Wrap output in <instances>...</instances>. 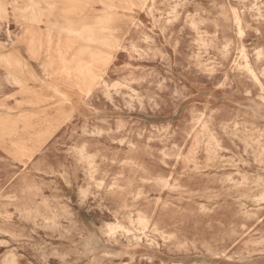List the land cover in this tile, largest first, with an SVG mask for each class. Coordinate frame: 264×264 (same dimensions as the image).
<instances>
[{"label": "rangeland", "instance_id": "rangeland-1", "mask_svg": "<svg viewBox=\"0 0 264 264\" xmlns=\"http://www.w3.org/2000/svg\"><path fill=\"white\" fill-rule=\"evenodd\" d=\"M2 8L0 264H264V0Z\"/></svg>", "mask_w": 264, "mask_h": 264}, {"label": "bare ground", "instance_id": "bare-ground-1", "mask_svg": "<svg viewBox=\"0 0 264 264\" xmlns=\"http://www.w3.org/2000/svg\"><path fill=\"white\" fill-rule=\"evenodd\" d=\"M31 1V3H36V2H43L44 0H30ZM1 11H3V8L2 9H0V12ZM20 16L22 17V18H25V19H34V18H36L37 17V14H35L34 12H33V10H28V11H25V12H21L20 13ZM68 28H69V33H71V34H76V31L75 30H79V29H74V28H72V27H70V26H68ZM74 32V33H73ZM77 32H79V31H77ZM85 32H86V35L87 36H85V38L84 37H82V38H84L85 40V42H91L92 43V39H93V37H92V34H93V32L92 31H90L88 28L85 30ZM27 33L30 35L29 37H28V44H29V48L30 49H33L35 46H39L40 45V42H41V38H40V35H39V32L38 31H36V30H34V29H32L31 27H28V29H27ZM77 34H79V33H77ZM79 38H81V36H79ZM58 40V39H57ZM49 41H50V39L48 40L47 39V42L49 43ZM57 44V43H56ZM56 44H54V46L56 45ZM50 45V44H49ZM59 45V44H58ZM59 47V46H58ZM95 47V46H94ZM37 48V47H36ZM35 48V49H36ZM60 48V47H59ZM56 49V48H55ZM61 49V48H60ZM58 50V49H57ZM77 52L79 53V54H82V53H87V52H89V49H87V47H85V46H81L78 50H77ZM77 52H75V53H77ZM94 52V51H93ZM56 53V52H55ZM77 53V54H78ZM90 56H91V54H90V52L88 53ZM98 54H99V52H98ZM97 54V55H98ZM89 56V57H90ZM97 60V59H96ZM6 61L7 62H10V60H8V59H6ZM58 61L62 64V67L67 71V73L69 74L70 73V66L68 65V63L69 62H66V60L65 59H63V58H59L58 59ZM93 62V61H92ZM102 63V62H101ZM66 64V65H65ZM76 66H75V71L76 72H78V73H82V72H84L85 70V72H88V70L85 68V66H84V63L81 61V60H77V62H76V64H75ZM101 65V64H100ZM83 75V74H82ZM82 77V76H81ZM89 90V89H88ZM179 153V152H178ZM177 153V154H178ZM29 194V193H28ZM45 207V206H44ZM109 226V225H108ZM104 227V226H103ZM104 229V228H103ZM94 246H96V245H94Z\"/></svg>", "mask_w": 264, "mask_h": 264}]
</instances>
